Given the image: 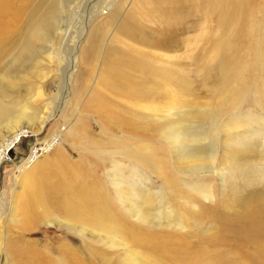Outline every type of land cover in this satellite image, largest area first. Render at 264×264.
<instances>
[{"label": "rangeland", "instance_id": "obj_1", "mask_svg": "<svg viewBox=\"0 0 264 264\" xmlns=\"http://www.w3.org/2000/svg\"><path fill=\"white\" fill-rule=\"evenodd\" d=\"M240 1L241 6L234 2L224 5V0H28L23 4L14 23L7 24L9 33L0 39V105H14L15 110L31 113L33 119L21 120L18 125L23 134L17 130V141L8 150L14 134L6 124L0 125V155L4 154L0 160V264H24L36 253L42 259L36 260L43 264H59L60 245L68 242L60 229L38 218L31 222V229H23L26 179L34 170L47 177L61 172L67 163L82 166L81 156L89 154V164L100 166L99 175L104 177L108 162L125 160L114 155L116 151L125 154L139 143L149 148L161 146L156 129L160 118L154 115V108L172 100L193 104L226 101L223 77L234 68H245L251 77L249 82L245 77L248 85L239 100L244 105L238 111L250 110L264 117V107L253 102L264 101V62L255 64L264 55V0ZM100 11L103 14L91 23L75 51L83 26ZM73 57L75 71L69 80ZM65 78L71 89L64 109L59 110L57 100ZM254 88L260 93L254 95ZM6 115L12 118L16 113ZM91 138L105 152L93 153ZM57 153L59 162L48 160ZM146 172L156 187L163 186L151 169ZM210 182L220 187L215 192V207L224 200L222 186L215 177ZM229 206L223 213L225 219L212 223L211 233L221 236L229 226L238 239L245 231L242 228L247 229L252 207L232 201ZM195 207L197 210L199 205ZM235 238L227 247L228 254L235 257L226 264L264 262L249 257L255 248H246L247 255L241 258L238 250L230 248L239 245L240 238ZM94 248L106 251L101 246ZM84 250L88 256L89 251ZM91 259L102 264L100 259Z\"/></svg>", "mask_w": 264, "mask_h": 264}, {"label": "bare ground", "instance_id": "obj_2", "mask_svg": "<svg viewBox=\"0 0 264 264\" xmlns=\"http://www.w3.org/2000/svg\"><path fill=\"white\" fill-rule=\"evenodd\" d=\"M26 1L0 0V39L9 33L7 29L10 26L7 24L14 23ZM230 1L238 6L243 3L240 0ZM232 2L224 0V5ZM230 7L234 9V6ZM100 14H103L102 11L85 23L79 40L74 43L75 51ZM261 55L262 58L255 60L256 66L264 62V55ZM75 57L68 66L69 80L75 71ZM234 69L224 73L227 86L222 97L226 101L193 104L172 100L166 106L154 108V115L160 118L156 129L162 138L161 146L149 148L139 143L124 151L125 154L112 152L123 156L125 163L113 158L108 162L104 177L99 175L100 166L89 164V154L81 156L84 158L80 162L82 166L73 167L72 163H67L61 172L50 173V177L54 176L50 180L47 178L49 175L42 176L37 169L30 173L21 206L22 215L26 218L23 229L33 226L31 222L36 218L60 229L59 233L68 242L60 245L59 264H96L91 257L100 259L102 264H226L231 256L235 257L230 256L227 250L229 241L236 237L232 235L235 229L232 228V232L228 226L223 231L219 230L222 235L219 236V232L218 237L211 233L214 229L211 226L215 227L212 223L225 219L223 213L229 210L232 201L252 207V213L247 229L242 228L245 231L241 232L239 245L230 248L238 250L241 258L247 255V250L243 252L246 248H255L249 257L263 261L264 117L250 110L248 113L238 111L244 105L239 100L248 85L246 81L249 82L251 77L247 76L245 68ZM245 77H248L246 81ZM64 80L57 100L59 110L64 109L71 89L69 80ZM253 90L254 95L260 93L259 88ZM253 102L257 107H264V101ZM14 108V105H0V125L6 124L14 134L7 150L16 143L17 130L23 134V128L18 125L21 120L33 119L31 113ZM6 113H16V116L11 118ZM229 114L232 116L224 117ZM10 118L11 124L7 122ZM43 124L41 119L40 130ZM91 139L89 147L93 153L105 152L104 149H97ZM58 153L48 160L59 162ZM3 156L0 155V160ZM127 163L129 166H126ZM147 169L162 180L163 186H155ZM214 177L221 182V196L225 200L220 198L222 201L215 207V192L220 187L211 184L210 180ZM2 200L1 192L0 203ZM196 204L199 205L197 210ZM93 245L104 247L107 252ZM84 248L89 251L88 256ZM108 251L119 253L111 255ZM34 255V259L30 257L24 264H43L36 260L41 257L40 254Z\"/></svg>", "mask_w": 264, "mask_h": 264}]
</instances>
